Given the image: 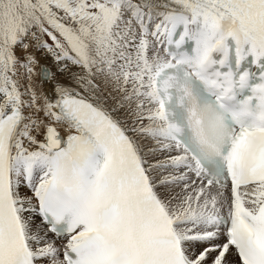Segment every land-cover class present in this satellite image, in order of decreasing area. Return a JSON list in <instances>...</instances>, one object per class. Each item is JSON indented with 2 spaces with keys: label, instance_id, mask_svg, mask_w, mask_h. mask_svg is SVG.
Instances as JSON below:
<instances>
[{
  "label": "snow or ice",
  "instance_id": "6c2138e0",
  "mask_svg": "<svg viewBox=\"0 0 264 264\" xmlns=\"http://www.w3.org/2000/svg\"><path fill=\"white\" fill-rule=\"evenodd\" d=\"M0 264H264V0H0Z\"/></svg>",
  "mask_w": 264,
  "mask_h": 264
}]
</instances>
